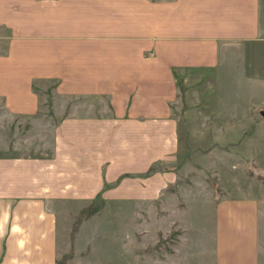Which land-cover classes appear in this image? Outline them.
<instances>
[{
  "label": "rangeland",
  "instance_id": "rangeland-1",
  "mask_svg": "<svg viewBox=\"0 0 264 264\" xmlns=\"http://www.w3.org/2000/svg\"><path fill=\"white\" fill-rule=\"evenodd\" d=\"M11 1L0 0V52ZM262 23L260 40L174 70L167 91L145 102L61 92L53 80L32 83V114L0 97V183L8 164L11 181L37 184L32 198L54 215L55 264L225 263L232 234L218 230L232 200L257 202L237 264H264Z\"/></svg>",
  "mask_w": 264,
  "mask_h": 264
},
{
  "label": "crops",
  "instance_id": "crops-1",
  "mask_svg": "<svg viewBox=\"0 0 264 264\" xmlns=\"http://www.w3.org/2000/svg\"><path fill=\"white\" fill-rule=\"evenodd\" d=\"M9 8L0 97L9 111L32 114L39 108L32 83L42 80L70 94L121 96L125 107L148 101L139 96L167 91L174 70L211 66L224 45L260 40L264 0H12ZM7 169L0 264H55L48 202L32 198L37 184L11 181ZM256 209L252 200L222 206L218 234H232L222 264L238 263L239 243L249 248Z\"/></svg>",
  "mask_w": 264,
  "mask_h": 264
},
{
  "label": "water",
  "instance_id": "water-1",
  "mask_svg": "<svg viewBox=\"0 0 264 264\" xmlns=\"http://www.w3.org/2000/svg\"><path fill=\"white\" fill-rule=\"evenodd\" d=\"M260 114L264 117V109L260 111Z\"/></svg>",
  "mask_w": 264,
  "mask_h": 264
}]
</instances>
